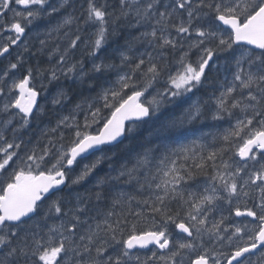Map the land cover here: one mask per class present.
Wrapping results in <instances>:
<instances>
[{
	"label": "snow or ice",
	"instance_id": "1",
	"mask_svg": "<svg viewBox=\"0 0 264 264\" xmlns=\"http://www.w3.org/2000/svg\"><path fill=\"white\" fill-rule=\"evenodd\" d=\"M0 264H264V0H0Z\"/></svg>",
	"mask_w": 264,
	"mask_h": 264
}]
</instances>
